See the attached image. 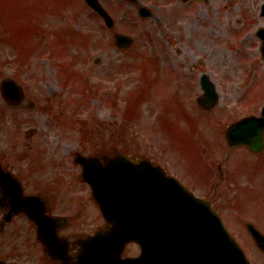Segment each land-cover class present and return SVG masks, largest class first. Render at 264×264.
Returning a JSON list of instances; mask_svg holds the SVG:
<instances>
[{
	"label": "rangeland",
	"instance_id": "rangeland-1",
	"mask_svg": "<svg viewBox=\"0 0 264 264\" xmlns=\"http://www.w3.org/2000/svg\"><path fill=\"white\" fill-rule=\"evenodd\" d=\"M79 2H82L83 7L74 16L78 0L0 2V83L7 77L18 78V82L27 85L29 99L37 101L39 110L23 115L27 122L19 124L9 118V113H2L5 102L0 94V156H7L18 164L15 170L22 177L28 191L45 192L46 197L61 209L74 201L92 200L89 188L82 181L76 180L81 171L71 159L75 152L85 155L101 152L104 148L105 126L108 128L109 141H114L116 127L125 124V121L118 123V114L126 115L132 121V116L141 108H152L158 104L157 101L165 104L169 98L170 108H173L174 95H161L159 89L163 85L158 83L144 94L146 100H149L145 105H139L137 100L131 98L129 92L132 87L126 81L133 85L131 79L135 70L131 69V65L138 57L137 50L148 55V52L153 51L151 43L154 40L166 47L168 30L178 37L182 35L183 40L177 43L180 46L183 43L187 60L202 59L203 68L213 72L221 93V105L241 112L248 106L243 102L244 81L235 60L246 46L255 45L259 48L260 42L255 32L264 28V17L260 16L264 0L196 1L193 8H179L178 2H175L173 9L167 8L164 0H140L142 5L154 11L153 16L146 20L138 16L129 2L103 0L102 3L118 24L115 31L108 30L103 20L86 7L83 0ZM182 10H187V15L181 21L171 17ZM170 20L174 24L172 28L169 27ZM244 22L248 25L244 30L247 41L233 44L230 35L237 37L241 30L234 28L230 34L227 28L232 29L237 23L242 27ZM226 23H229L227 27ZM78 24L79 38L73 40L71 36L76 33ZM178 26L182 29H177ZM118 29L134 36L136 45L128 50L116 48L113 32H121ZM62 41H67L63 42L64 48ZM235 45L242 48L241 52L236 53L232 48ZM256 53V49H248L246 55L239 59L250 110H258L264 102V68L261 60L256 58ZM96 58L101 60L98 64L94 62ZM145 63L147 65L148 60ZM65 67L74 71H66L61 75ZM148 69L147 65L146 71ZM153 70L151 66L143 82L147 83L154 78L163 79L167 73L163 61L158 63L157 70ZM116 86H121L122 91H116ZM75 91L80 96L78 103L86 107L77 105L78 96ZM110 101L113 104H107ZM8 126L10 130L16 128L18 134L9 133ZM25 129L33 130L34 134L25 135ZM84 135L87 140H82ZM43 137L45 140H41ZM19 140L31 145L32 149L29 151L25 147V150L21 148L23 157L17 155L19 149L16 143ZM198 170L199 166L194 159L182 163V173L187 171L198 176ZM70 184L72 189H67ZM73 206L75 211L79 210L76 204ZM81 222L82 227L87 224L85 220ZM230 227L233 228L232 222ZM240 243L246 248L252 264H264V256L247 235L240 239Z\"/></svg>",
	"mask_w": 264,
	"mask_h": 264
},
{
	"label": "water",
	"instance_id": "water-1",
	"mask_svg": "<svg viewBox=\"0 0 264 264\" xmlns=\"http://www.w3.org/2000/svg\"><path fill=\"white\" fill-rule=\"evenodd\" d=\"M88 1L107 18L96 0ZM260 35L264 40V31ZM258 127L264 128V119H250L247 121V130H254ZM90 164L92 163H86L84 175L92 185L95 196L99 198L98 200H101L100 192L104 200L107 194L117 195L121 185L114 182L122 183L115 171L112 170L115 167H108L104 170L96 166L95 168L98 169L91 171L88 167ZM126 182L137 184L134 178ZM151 196V204L155 211L153 220L154 235L151 238L148 237L147 222L145 223L143 236L138 235L136 229L131 237L129 236L131 231L127 227L130 222L124 223L123 229L120 228L121 232L116 234L123 239V243L136 240L142 245V257L125 264H249L243 252L229 237L218 220L199 224L196 211L198 215L201 214V204L199 206L192 203L185 205L181 202L182 199L178 193L172 194L159 189ZM202 226H206L208 229L196 232V229ZM257 241L259 244L263 243V240ZM105 264L122 263H119L114 254Z\"/></svg>",
	"mask_w": 264,
	"mask_h": 264
},
{
	"label": "flooded vegetation",
	"instance_id": "flooded-vegetation-1",
	"mask_svg": "<svg viewBox=\"0 0 264 264\" xmlns=\"http://www.w3.org/2000/svg\"><path fill=\"white\" fill-rule=\"evenodd\" d=\"M198 108V107H196ZM197 133H195V131L190 130V135L192 136L191 141H185L183 143V145L186 147V149L188 150H195L199 147H197V143L194 142L195 140H193V137L195 138ZM206 149L208 150L209 154L212 156L218 155V148L216 146H206ZM138 158H142V159H146L149 160L151 162H153L154 160L152 159V157L149 154H142V156H135V159ZM154 163V162H153ZM211 166V172H212V184H211V189L214 191L213 193L215 194L213 199H217L218 197V193L221 192L219 191V189H221L222 184L223 183H230V184H234L235 181L237 180V178L239 177V171L236 168H230L228 166L225 165H221L220 163H211L209 164ZM263 181H264V175H263ZM263 187V196H264V185ZM223 189H228V185H224ZM219 191V192H218ZM217 192V193H215ZM7 211L4 214V218L3 220L0 222V230L1 227L6 223L8 225H11L14 223L15 219H21L24 220L27 223L26 228H29L30 230L34 231V235L36 236L35 239H32L33 234L30 236V241L34 244V246L36 247V251H37V257L33 260L30 261L28 259V257H25L23 255L20 254V249H18L16 246H11V245H7L6 247V253H5V257H3L2 259H0V264H22L21 261L23 259H27V262L29 263H36V264H41L43 263L44 260V255H45V251L44 248L41 244V242L39 241L38 237H37V233H36V229L31 226L29 220L21 215L22 210L20 208H14L10 205H6ZM254 215V219L258 220L263 228L264 231V197H263V202H262V211L261 214L258 216L257 214H253ZM3 222H5L3 224ZM15 229H17V227H15ZM2 231H3V227H2ZM72 246L69 245L66 249H65V261L62 264H72L74 262V251L71 250ZM43 259V260H42ZM50 261V264H60L58 262H55L51 259H48Z\"/></svg>",
	"mask_w": 264,
	"mask_h": 264
},
{
	"label": "bare ground",
	"instance_id": "bare-ground-1",
	"mask_svg": "<svg viewBox=\"0 0 264 264\" xmlns=\"http://www.w3.org/2000/svg\"><path fill=\"white\" fill-rule=\"evenodd\" d=\"M114 183L117 184V185H121L118 181H115Z\"/></svg>",
	"mask_w": 264,
	"mask_h": 264
}]
</instances>
